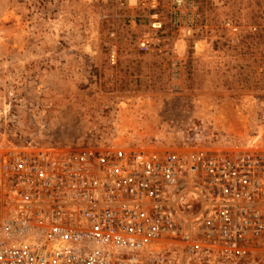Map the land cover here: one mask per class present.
Instances as JSON below:
<instances>
[{"label": "rangeland", "instance_id": "obj_1", "mask_svg": "<svg viewBox=\"0 0 264 264\" xmlns=\"http://www.w3.org/2000/svg\"><path fill=\"white\" fill-rule=\"evenodd\" d=\"M191 1L174 27L157 0L154 31L146 0H0V143L174 150L211 106L242 131L264 95V0Z\"/></svg>", "mask_w": 264, "mask_h": 264}, {"label": "built area", "instance_id": "obj_2", "mask_svg": "<svg viewBox=\"0 0 264 264\" xmlns=\"http://www.w3.org/2000/svg\"><path fill=\"white\" fill-rule=\"evenodd\" d=\"M191 3L169 0L172 26ZM249 109L237 134L201 121L162 152L0 143V264H264V95Z\"/></svg>", "mask_w": 264, "mask_h": 264}, {"label": "bare ground", "instance_id": "obj_3", "mask_svg": "<svg viewBox=\"0 0 264 264\" xmlns=\"http://www.w3.org/2000/svg\"><path fill=\"white\" fill-rule=\"evenodd\" d=\"M123 104V103H122ZM210 109L212 108V106L211 107H209ZM214 108V107H213ZM216 109H217V107H215V109H214V114L213 115H211V116H209V115H207V119H206V121H211L212 122V124L215 126V127H217L216 125H215V120L213 119V117L217 114V111H216ZM122 110V109H121ZM122 111H125V109L124 110H122ZM121 111V112H122ZM242 128V129H244V124L243 125H241V123H239L238 124V126H237V128H238V130H240L239 128ZM217 128H221V129H223L225 132H227V133H229L227 130H226V128H223L222 126H218ZM123 129H121L120 131H122ZM124 131V133L126 132V130H123ZM231 133V132H230ZM239 133V132H238ZM237 134V133H236ZM116 140V139H115ZM117 140H119V139H117Z\"/></svg>", "mask_w": 264, "mask_h": 264}]
</instances>
